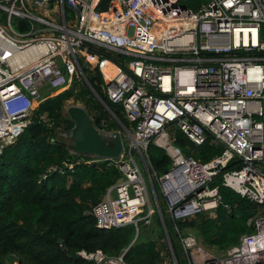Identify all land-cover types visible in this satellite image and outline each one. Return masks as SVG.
Returning a JSON list of instances; mask_svg holds the SVG:
<instances>
[{"label": "built area", "instance_id": "obj_1", "mask_svg": "<svg viewBox=\"0 0 264 264\" xmlns=\"http://www.w3.org/2000/svg\"><path fill=\"white\" fill-rule=\"evenodd\" d=\"M102 1L0 0V155L32 123L45 91H63L74 76L86 81L83 64L99 67L132 130L123 125L131 142L115 159L122 177L93 206L96 225L139 230L158 213L170 250L164 264H180L163 209L152 205L151 196L160 203L157 183L182 246L181 264H264V0H110L101 10ZM177 130L196 146L211 137L223 149L204 162L174 144ZM114 133L104 132L108 140ZM58 139L69 144L71 131L60 130ZM151 143L171 158L162 175L150 163ZM88 157L76 162L97 161ZM234 159L241 166L225 170ZM74 164L50 167L43 180ZM220 185L257 205L248 220L253 232L226 254L177 224L199 213L215 217L224 204ZM77 253L96 264H128L124 254L101 249Z\"/></svg>", "mask_w": 264, "mask_h": 264}, {"label": "trees", "instance_id": "obj_2", "mask_svg": "<svg viewBox=\"0 0 264 264\" xmlns=\"http://www.w3.org/2000/svg\"><path fill=\"white\" fill-rule=\"evenodd\" d=\"M109 1H102L101 10L107 9ZM192 1L199 4L204 0ZM107 56L115 59L113 54ZM82 66L89 83L79 77L61 92L43 93L45 99L34 109L32 123L16 141L5 146L0 155V264H96L78 255L82 249L89 252L101 249L110 257L124 254L128 264H164L169 254L162 228H149L145 223L140 224L139 230L132 224L111 229L96 225L91 213L93 206L122 174L113 159L94 157L97 161L93 163L76 162L82 155L72 154L68 142L58 139L60 130L69 132L74 126L66 109L71 100L72 104L81 101L93 123L103 132L123 131L121 123L95 98L93 88L125 127L132 130V125L123 106L109 99L105 91L107 82L99 67ZM44 114L49 123L42 120ZM174 144L185 154L193 150V154L204 162L223 149L211 137L196 146L178 130ZM148 154L158 175L170 168L172 161L165 150L151 143ZM67 160L75 161L72 169L65 168L64 173L53 171L43 180L50 167H64ZM238 163L239 159L232 160L225 170L239 168L241 164ZM217 182L220 181L215 179L212 184ZM155 187L161 201L163 195L157 183ZM220 192L224 204L219 206L215 217L199 213L191 219L179 220L177 224L185 234L195 235L207 249L222 254L237 245L242 235L253 232L248 220L254 216L257 205L230 187L220 185ZM162 205L161 202L163 209ZM163 212L181 264L183 255L180 256L179 237L177 235L176 242V237L170 233L174 221L166 209ZM161 239H164L163 243Z\"/></svg>", "mask_w": 264, "mask_h": 264}, {"label": "water", "instance_id": "obj_3", "mask_svg": "<svg viewBox=\"0 0 264 264\" xmlns=\"http://www.w3.org/2000/svg\"><path fill=\"white\" fill-rule=\"evenodd\" d=\"M92 90L101 103L112 112L100 95L93 88ZM66 112L74 123L71 129V140L69 141V145L74 152L101 159L115 160L121 156L125 148L123 132L121 130L113 134L112 140H108L104 132L93 123V118L85 106L71 104L67 107ZM118 121L121 123L123 129L122 122L119 119ZM156 205L161 207L160 203H156Z\"/></svg>", "mask_w": 264, "mask_h": 264}, {"label": "rangeland", "instance_id": "obj_4", "mask_svg": "<svg viewBox=\"0 0 264 264\" xmlns=\"http://www.w3.org/2000/svg\"><path fill=\"white\" fill-rule=\"evenodd\" d=\"M183 1H185V0H183ZM184 5H189L188 3H186V2H182ZM82 61V60H81ZM93 69L95 68V67H92ZM79 79V76H74V77H72V79H71V82L69 83V85L65 88V89H67V88H69V87H71V85H73V82H74V80L75 79ZM45 92H49V91H45ZM53 94H55V93H53L52 92V95ZM95 98L98 100V101H100L99 100V98L95 95ZM73 103V100H71L70 102H69V104H72ZM76 104H80V105H83V106H85V104L83 103V102H81V101H78ZM103 105V104H102ZM110 115H111V117H114V118H116L111 112H110ZM117 119V118H116ZM118 120V119H117ZM69 134H70V131H69ZM123 137H124V144H125V147L126 148H128L129 147V145H130V142H131V140L129 139V138H127L126 136H125V134H124V132H123ZM134 154H135V156H136V158H137V160H138V163H139V165L142 167V169L144 170V172L146 173V170H145V167H144V165H143V163H142V161H141V159H140V155H139V153H138V151H137V149L136 148H134ZM146 176H147V174H146ZM154 178V180L156 181V178H155V176L153 177ZM147 182H148V185H149V193H150V195H151V183H150V179H149V177L147 176ZM157 193V192H156ZM151 201H152V205H153V207L154 208H157V205H156V201H155V199H154V197H152L151 196ZM160 201V200H159ZM163 203V209H166V204H165V202H164V198H162L161 199V201H160V203ZM143 223H141V226H143L142 225ZM154 227H158L159 229H163V226H162V224H161V221H160V218H159V214L158 213H155L153 216H152V223L151 224H149V228H154ZM182 231V230H181ZM183 233H184V231H182ZM170 233L172 234V236H174V237H176V242H178V240H177V233L175 232V230L174 229H170ZM245 234H247V233H245ZM165 241H166V243H167V240L165 239ZM160 242L161 243H163L164 242V239H161L160 240ZM239 244V243H238ZM167 245H168V243H167ZM168 249H169V247H168ZM212 252H214V253H217V254H220L219 252H217V251H213V250H211ZM169 252H170V250H169ZM184 253H183V250H182V254H180V256H182ZM222 254H226V252L225 253H222ZM182 260H183V262H184V258H183V256H182Z\"/></svg>", "mask_w": 264, "mask_h": 264}]
</instances>
